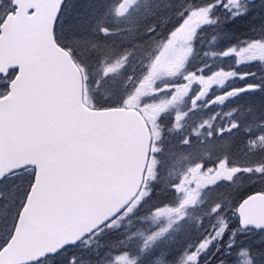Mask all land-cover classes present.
<instances>
[{
    "label": "snow or ice",
    "instance_id": "snow-or-ice-1",
    "mask_svg": "<svg viewBox=\"0 0 264 264\" xmlns=\"http://www.w3.org/2000/svg\"><path fill=\"white\" fill-rule=\"evenodd\" d=\"M0 264H264V0H0Z\"/></svg>",
    "mask_w": 264,
    "mask_h": 264
},
{
    "label": "rangeland",
    "instance_id": "rangeland-1",
    "mask_svg": "<svg viewBox=\"0 0 264 264\" xmlns=\"http://www.w3.org/2000/svg\"><path fill=\"white\" fill-rule=\"evenodd\" d=\"M219 45H221V44H219ZM219 45H216V46H219ZM197 47L200 48L199 45H197ZM202 48H203V50H204V49L206 48V45H203ZM208 50H209V51H210V50H213V49H211V45L209 46ZM198 53H199V49H197V54H196L195 57H197ZM198 58H199L198 62H200L202 59H204V57H203L202 55H201V56L199 55ZM198 62H196V63H198ZM196 63H195V64H196ZM195 64H194V65H195ZM194 65H193V66H194ZM177 107H178L181 111H183V110L185 109V108L182 106V104L177 105ZM173 111H175V109H173Z\"/></svg>",
    "mask_w": 264,
    "mask_h": 264
},
{
    "label": "trees",
    "instance_id": "trees-1",
    "mask_svg": "<svg viewBox=\"0 0 264 264\" xmlns=\"http://www.w3.org/2000/svg\"><path fill=\"white\" fill-rule=\"evenodd\" d=\"M224 44V42H222ZM186 163V161L184 160H180L179 164L177 165V167H183V165Z\"/></svg>",
    "mask_w": 264,
    "mask_h": 264
},
{
    "label": "flooded vegetation",
    "instance_id": "flooded-vegetation-1",
    "mask_svg": "<svg viewBox=\"0 0 264 264\" xmlns=\"http://www.w3.org/2000/svg\"><path fill=\"white\" fill-rule=\"evenodd\" d=\"M165 64H166V67H170L171 66L170 62H165Z\"/></svg>",
    "mask_w": 264,
    "mask_h": 264
},
{
    "label": "bare ground",
    "instance_id": "bare-ground-1",
    "mask_svg": "<svg viewBox=\"0 0 264 264\" xmlns=\"http://www.w3.org/2000/svg\"><path fill=\"white\" fill-rule=\"evenodd\" d=\"M220 44H221V45L216 46V47H223V43L221 42ZM211 49H212V46H211Z\"/></svg>",
    "mask_w": 264,
    "mask_h": 264
}]
</instances>
